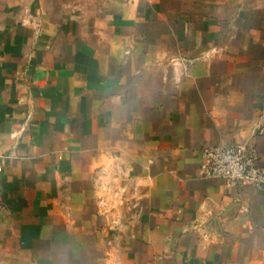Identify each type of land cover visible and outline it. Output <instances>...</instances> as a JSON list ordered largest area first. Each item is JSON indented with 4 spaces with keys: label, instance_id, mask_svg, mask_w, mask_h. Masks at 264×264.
I'll return each instance as SVG.
<instances>
[{
    "label": "crops",
    "instance_id": "obj_1",
    "mask_svg": "<svg viewBox=\"0 0 264 264\" xmlns=\"http://www.w3.org/2000/svg\"><path fill=\"white\" fill-rule=\"evenodd\" d=\"M236 141L264 0H0V264H264V186L200 175Z\"/></svg>",
    "mask_w": 264,
    "mask_h": 264
},
{
    "label": "built area",
    "instance_id": "obj_2",
    "mask_svg": "<svg viewBox=\"0 0 264 264\" xmlns=\"http://www.w3.org/2000/svg\"><path fill=\"white\" fill-rule=\"evenodd\" d=\"M200 173L203 178L221 179L233 188L264 186V166L253 147L243 141L203 147Z\"/></svg>",
    "mask_w": 264,
    "mask_h": 264
},
{
    "label": "rangeland",
    "instance_id": "obj_3",
    "mask_svg": "<svg viewBox=\"0 0 264 264\" xmlns=\"http://www.w3.org/2000/svg\"><path fill=\"white\" fill-rule=\"evenodd\" d=\"M129 51H130V50H129ZM129 54H130V53H129ZM129 54H128V55H129Z\"/></svg>",
    "mask_w": 264,
    "mask_h": 264
}]
</instances>
